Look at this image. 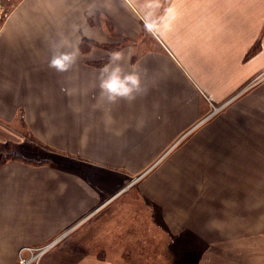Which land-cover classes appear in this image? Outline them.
Returning <instances> with one entry per match:
<instances>
[{
	"label": "crops",
	"instance_id": "obj_1",
	"mask_svg": "<svg viewBox=\"0 0 264 264\" xmlns=\"http://www.w3.org/2000/svg\"><path fill=\"white\" fill-rule=\"evenodd\" d=\"M61 41H79L65 73L49 67ZM118 45L142 92L109 104L93 63ZM26 132L120 187L6 160L0 264L51 240L38 264H186L173 238L194 264H264V0H16L0 21V143Z\"/></svg>",
	"mask_w": 264,
	"mask_h": 264
},
{
	"label": "clouds",
	"instance_id": "obj_2",
	"mask_svg": "<svg viewBox=\"0 0 264 264\" xmlns=\"http://www.w3.org/2000/svg\"><path fill=\"white\" fill-rule=\"evenodd\" d=\"M80 55L79 41L76 43L64 42L54 43L51 47L49 67L57 72L65 73L71 70L77 63ZM124 54L121 51L112 52L108 62L99 69L100 96L109 104H115L119 100L134 101L136 96L142 92L141 76L136 66L131 64V55L128 60L131 70L126 71L121 61ZM114 121L109 114L106 123L111 125ZM143 121L137 122V130H141ZM120 133L118 132L117 135Z\"/></svg>",
	"mask_w": 264,
	"mask_h": 264
},
{
	"label": "rangeland",
	"instance_id": "obj_3",
	"mask_svg": "<svg viewBox=\"0 0 264 264\" xmlns=\"http://www.w3.org/2000/svg\"><path fill=\"white\" fill-rule=\"evenodd\" d=\"M16 0H0V21L2 20V17L4 15V12H6L8 10V8L10 7V5L15 2ZM144 28V29H143ZM140 32L138 33V35L135 37V42L133 43L134 45H137L140 48H146V44L148 42H150V34L146 28V26L144 25ZM140 48H138V50H141ZM26 134V143L25 144H10L8 147H11L12 149H15L17 151H19L20 153H22L23 155H26L27 157H31L32 159L34 158V154L40 156V157H44L46 156L53 158V162L56 164L62 163L64 164V166L66 168L72 169L74 171H79V172H85L86 175L92 179V181L99 186L100 188H104V187H109L110 186V191L109 192H113L116 190L117 186H111L110 182H113V178L114 179H118V172H111V171H107L103 168H94L92 166H86L82 163H80V161H78L77 159H73L70 157H66V156H62L60 154L57 153H48L45 152V150H43V148H41L40 143L38 141H35L37 143L34 142V138L31 137L29 134L24 133V135ZM33 140V141H32ZM179 140L177 139L176 142H178ZM16 144V145H15ZM3 146H0L1 149ZM14 147V148H13ZM5 151L3 149V152H0V159L4 158L5 155ZM38 158V157H37ZM125 177V175L122 174V178ZM106 179V180H105ZM119 180L115 181L118 182ZM124 182V181H123ZM120 187V185H119ZM118 187V188H119ZM135 187H131V190H129L128 192H124L123 193V197H126L127 195L131 194L132 189H134ZM126 189V188H125ZM122 191H125L124 189ZM174 241H171V254H170V258L172 261H184L186 262V264H194L195 258L197 256V254L195 253H189L185 250H182V252H180V250H178V246L176 244V239L173 238ZM40 245V244H39ZM35 246V245H33ZM155 252H156V256H159L162 258L163 255L162 253V244L161 243H157L156 244V248H155Z\"/></svg>",
	"mask_w": 264,
	"mask_h": 264
},
{
	"label": "trees",
	"instance_id": "obj_4",
	"mask_svg": "<svg viewBox=\"0 0 264 264\" xmlns=\"http://www.w3.org/2000/svg\"><path fill=\"white\" fill-rule=\"evenodd\" d=\"M82 46L83 47H86L87 44H85L84 41H82ZM258 45H259V42L255 44L254 47H252L246 54V57L249 56V55H252L258 48ZM120 45L116 46V47H112L113 49L110 51V54L112 52H115L116 50H118ZM107 57H105L104 59H101L99 61H94L93 64L95 65H101V64H105L106 62H108V58H109V55ZM34 141H36L34 139ZM14 144L12 141H7V142H4V143H0V146H3L2 148L4 149V151L6 152L5 153V157L0 159V166L6 161V160H9V159H17V160H21L25 163H30V164H34V165H38V164H44V163H51L53 162V158L51 157H40L36 154H34V158L32 159L31 157H27L26 155H23L22 153H20L19 151L15 150V149H12L11 147H8L10 144ZM16 145V144H15ZM42 145V146H41ZM40 146L41 148H43V150H45V152H48V153H53L52 152V149H50V147H48L47 145H43L40 143ZM14 148V147H13ZM3 149L0 148V152H3ZM38 157V158H37Z\"/></svg>",
	"mask_w": 264,
	"mask_h": 264
},
{
	"label": "built area",
	"instance_id": "obj_5",
	"mask_svg": "<svg viewBox=\"0 0 264 264\" xmlns=\"http://www.w3.org/2000/svg\"><path fill=\"white\" fill-rule=\"evenodd\" d=\"M56 240L47 241L40 245H25L18 251L16 264H38L40 257L49 249Z\"/></svg>",
	"mask_w": 264,
	"mask_h": 264
},
{
	"label": "bare ground",
	"instance_id": "obj_6",
	"mask_svg": "<svg viewBox=\"0 0 264 264\" xmlns=\"http://www.w3.org/2000/svg\"><path fill=\"white\" fill-rule=\"evenodd\" d=\"M170 213V212H169Z\"/></svg>",
	"mask_w": 264,
	"mask_h": 264
}]
</instances>
